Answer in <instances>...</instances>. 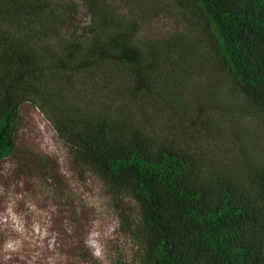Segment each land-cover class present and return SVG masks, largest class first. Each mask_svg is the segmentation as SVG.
Segmentation results:
<instances>
[{"label": "trees", "instance_id": "trees-1", "mask_svg": "<svg viewBox=\"0 0 264 264\" xmlns=\"http://www.w3.org/2000/svg\"><path fill=\"white\" fill-rule=\"evenodd\" d=\"M161 1L0 0V164L16 156L31 104L70 165L111 196L134 264H264V144L250 132L236 152L215 151L205 139L217 114L264 127V0H168L182 28L142 35ZM45 162L18 165L57 192L58 257L92 264L61 219L71 207L60 167ZM13 179L0 174V190ZM11 225L0 218V264Z\"/></svg>", "mask_w": 264, "mask_h": 264}, {"label": "rangeland", "instance_id": "rangeland-1", "mask_svg": "<svg viewBox=\"0 0 264 264\" xmlns=\"http://www.w3.org/2000/svg\"><path fill=\"white\" fill-rule=\"evenodd\" d=\"M177 14L175 6L168 0L161 1L158 11H153L154 17L142 21V35L161 37L180 30L182 23ZM21 116L18 152L0 164L2 176L13 179L20 175L19 185L14 190L6 189V185H2L3 189L0 190V204L4 206L0 218L7 216L16 232L1 240L4 253L7 252L4 254V264H73L76 258L66 255L58 257L63 242V235L58 231L60 220L59 217L50 219L48 215L53 207L51 198L57 192L45 179L47 191L37 186L41 179L39 175H44V171L40 173L32 166L21 169L18 163L19 160L23 162L25 157L42 163L54 161L60 167L67 190L66 200L72 210L69 212L70 209H66L61 219L66 225V232L73 238L72 245H77L84 238L94 256L92 264H120L121 260L134 264L130 255L132 244L119 227L118 217L111 207V196L105 187L89 173L80 172L70 165L67 149L35 107L24 104ZM223 119L219 114L210 119L212 125L205 139L213 150L236 152L242 137L247 141L250 139V132L258 134L257 139L264 144V127L260 122L250 118L243 120L242 124L228 122L224 126ZM214 122L220 124L219 129L222 130L216 129ZM202 125L205 126V122ZM193 127L198 130L200 124ZM214 130H219V133H212ZM72 224L74 228H71ZM37 245L47 250V255L43 251L39 257H45L43 260H36ZM118 255L122 257L120 261L116 258Z\"/></svg>", "mask_w": 264, "mask_h": 264}]
</instances>
